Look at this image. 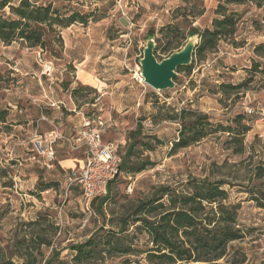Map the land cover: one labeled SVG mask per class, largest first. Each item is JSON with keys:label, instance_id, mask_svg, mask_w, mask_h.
I'll return each mask as SVG.
<instances>
[{"label": "rangeland", "instance_id": "374dc122", "mask_svg": "<svg viewBox=\"0 0 264 264\" xmlns=\"http://www.w3.org/2000/svg\"><path fill=\"white\" fill-rule=\"evenodd\" d=\"M192 2L100 0L96 4V15L100 17L97 22L62 30L63 50L67 51L65 54L60 52V59H50L49 54L38 49L30 50L19 43L9 46L0 43V118L7 117V111L3 109L5 99L15 107L12 110L5 107L13 112L9 118L13 127L19 121L15 111L26 110L35 116L37 107L44 116H50L53 104L60 107L51 98H40L48 91L55 95V84L63 90L69 89V92L76 89L83 60H86V69L95 70L96 78L104 76L106 87L101 92L94 89L78 92L75 100L78 108L88 104L83 106L82 114L95 113L90 104H94L99 95L107 93L116 83H122L116 89L118 91L129 89L131 99L119 102L108 95L101 98V105L108 110L112 120L118 116L111 111L115 103L132 108L118 130L109 127L107 118L100 119L106 143L123 141L120 155L122 161L127 162V167L121 168L119 175L108 185L109 198L104 203L102 200L88 203L78 187H68V174L71 169L78 168L77 163H71L70 169L65 167V173L59 174L56 161L48 169L33 151L35 134H28L25 128H0V218H3L0 221V244L10 242L12 245L15 234L21 235L22 223L33 220L37 213H48L58 227L52 245L59 252L61 261L71 260L72 246L85 243L94 236L96 241L101 242L106 237L101 236L104 232L115 234L120 222L126 219V233L120 236L128 234L132 247L144 250L145 237L131 225L133 208L160 188L183 191L187 182L207 179L210 182H225L228 203L239 205L237 219L244 238L230 245V259L244 257L243 264H264V208H259L251 199L253 196H264V181H251L254 168L264 166V76H254L250 89L237 97L213 94L209 89L216 85L215 82H236L241 76L246 78L247 74L239 69L250 67L252 60L264 63L252 51L256 45H264V6L257 8L247 4L233 8L241 14L235 37L222 41L201 61L196 59L192 62L189 72H179L173 90L156 93L139 81V60L147 35L153 30L155 38L159 39L160 28L171 22L180 25L185 34L187 28L181 23L182 15L191 19L199 11L191 7ZM211 5L207 3V10L192 24L193 27L203 29L209 26L213 17ZM121 18L127 22L126 27L120 23ZM184 42L180 41L181 46ZM232 42L237 44L236 47L231 45ZM157 56L158 59L167 57L161 52ZM235 70L239 73L235 74ZM64 98L61 102L66 103ZM193 107L214 109L215 112L209 114L223 124L236 113L243 112V107L253 109L254 114H245L253 119V123L244 138V152L234 154L237 144L227 135L216 133L171 154L179 127L176 121L164 119L178 114L182 108ZM147 121L151 123V128L143 126ZM57 122L50 120L54 126ZM137 124L141 126L139 135L131 136L137 130ZM75 134L63 135L65 139L55 145V158L64 160L65 157H72L66 139L73 138ZM132 142L138 143H135L133 154L126 161L125 153ZM150 147L152 151L146 149ZM141 166L144 167L142 171L129 172ZM48 183H53L52 188L41 191L43 184ZM261 202L264 203V200ZM51 249H42L45 259ZM144 258L145 255L137 253L124 255L105 251L82 264H146ZM14 262L19 264L16 259Z\"/></svg>", "mask_w": 264, "mask_h": 264}, {"label": "trees", "instance_id": "16d2710c", "mask_svg": "<svg viewBox=\"0 0 264 264\" xmlns=\"http://www.w3.org/2000/svg\"><path fill=\"white\" fill-rule=\"evenodd\" d=\"M99 1L0 0V43L4 46L19 43L26 48L38 49L52 58L60 59L59 55L63 50L62 30L74 25L85 27L91 22H97L100 19L96 15L98 12L96 4ZM208 2L212 3L213 10L209 26L203 29L193 27L192 24L204 15ZM192 3L191 7L199 11L195 16H191V19L182 15L181 23L187 28L185 34L182 33L180 25L173 22L158 31L160 38H155L154 50L157 59L158 52L168 56L184 45L181 46V40L186 42L189 36L196 35L199 42L193 53L192 62L196 59L201 61L207 53L215 51L222 41L235 37L241 14L233 8L247 4L257 8L264 6V0H193ZM149 34L154 35V31ZM231 45L236 47L237 44L232 42ZM252 51L264 60L263 44L254 46ZM252 61L250 67L239 69L247 74L246 78L243 76L236 82L216 83L209 88L210 92L226 97L231 95L237 97L240 93L248 91L254 76L260 74L264 76V63ZM190 68L191 65L180 67L177 69V74L189 72ZM262 79L264 80V77ZM82 90L94 91L78 85L76 89L71 90V97L76 100L78 92ZM86 116L93 118L94 115L91 113ZM164 120L176 121L179 127L177 138L173 140L171 146V154L187 149L216 133H222L237 144L233 153L239 155L245 150L244 138L253 123V119H249L243 112L236 113L226 124H223L220 121L216 122L212 114H205L193 108H182L178 114L166 117ZM136 128L131 136L139 135L140 124H137ZM156 141L160 143L159 140ZM135 143L129 145L125 160L133 154ZM146 149L153 150L151 147ZM126 167L127 162L123 160L120 169ZM143 169L144 167L141 166L129 172H140ZM261 180L264 181V166H257L253 170L251 181ZM52 184H43L41 191L51 189ZM225 185L223 181L210 182L204 179L187 182L183 191L160 188L149 199L140 201L130 215L133 217L130 219L131 225L146 239L144 250L133 248L128 234L120 236L126 233L125 227L128 223L126 219L120 222V228L115 234L104 232L101 236L107 238L105 237L101 242L96 241L97 238L95 239L94 236L85 243L72 246L70 250L73 256L67 262L61 261L59 252L53 248L52 242L58 227L52 222L51 215L37 213L33 220L21 224L23 228L21 235L15 234L12 245L10 242L5 245L0 244V264H15V259L19 264L41 262L82 264L94 255H102L105 251L124 255H134V253L145 255L146 264H243L244 257L239 260L233 257L230 259V245L242 240L244 235L237 219L239 205L228 203ZM81 195L83 196L82 191ZM259 197L253 196L251 199L259 208H264V203L261 202L264 196ZM108 198L109 195L96 198L94 203L100 200L104 203ZM1 219L3 218H0V221ZM112 238H114L113 242ZM51 247V253L45 259L42 249ZM22 250L24 252H21Z\"/></svg>", "mask_w": 264, "mask_h": 264}, {"label": "crops", "instance_id": "0c3cea01", "mask_svg": "<svg viewBox=\"0 0 264 264\" xmlns=\"http://www.w3.org/2000/svg\"><path fill=\"white\" fill-rule=\"evenodd\" d=\"M30 50H32V49H30ZM62 51L65 54L67 50L64 48V50H62ZM49 58L54 59L51 56ZM85 64H86V60H83L82 63L80 64L83 66V69L81 71L82 74L77 78L76 84L75 83H73V84L80 85L82 87H86V88H90V89H94L97 92H101V90L106 87V85L103 84L104 76H101V77L99 76L98 78H96V76L94 75L95 70H92L91 68L86 69ZM241 68H246V67L242 66ZM241 72H243V71H241ZM234 73L235 74L239 73V70L235 71ZM40 74L42 75V73H40ZM241 78H243V76H241ZM215 83H218V82H215ZM121 84L122 83L114 84L113 87L110 88V90L107 93H103V94L99 95L94 104H90V106H92L94 109L93 112H95V113H93V115L95 117H99L100 119L102 117H105V119L107 118L106 122L107 123H108V121L110 122L109 127L110 128L114 127L115 130H118L119 127L121 125H123V123L126 121V118L131 113L132 108H130L129 106H126V107L122 106V105L118 106L115 103L114 105H112L111 111H114L115 113H117L118 116H115L116 120H112L111 116H109V114H108V110L103 108V106L100 103V100L102 97H108V95H109L110 99L111 98L117 99L119 102L129 100V98L131 99V96H130L131 94H130L129 89L127 91L116 90L119 87H121V86H119ZM55 88H56L55 95H53V93H50L47 90L48 92L46 91L47 93H45V95H43V97H41L40 99L46 98L47 100H49V98H51L53 101H56V104L60 105V107L55 106L53 104L54 108L52 110H50L51 111L50 116H47V115L44 116L42 113V110H39V108L37 109V107L35 109V111L37 112L35 114V116H31V114L27 113L26 110H19V111H17V113L15 111L14 114L16 117L19 118V121H18V124L13 122V123H15L14 127L10 124L12 121H9V118L11 117V114L13 113L11 110L14 109L15 107H12L11 104H9L5 99H3V102H4V108L3 109L5 111H7V117H3V119L0 121V128H25V130L28 134H30V135L35 134L34 136H41V137H43L47 134H50L51 132L56 130L60 134V136L62 137V141L65 139L64 136H70L72 133H77V131L79 130V128L82 125L84 118H90V117L86 116L88 113L85 115V114H82V112H81L83 109V106H88V104H84L83 106H81V107L79 106V108H78L75 100L70 95L69 89L63 90L62 88H60L56 84H55ZM47 89H49V88H47ZM140 96H141V94H140ZM63 97L66 98V103L61 102L62 101L61 99H63ZM54 98H56V99H54ZM105 99H108V98H105ZM6 106L11 110L5 108ZM61 108H63V109L61 110ZM193 109H196L199 112H202L205 114L215 112L214 109H210V108L204 109L202 107H193ZM65 111H66V113H65ZM50 120H52L53 122L57 120L58 122H57V124L55 123L56 125L54 126L53 123L50 124ZM176 126H178V125L176 124ZM103 137H104V135H102V141L106 142ZM59 141H61V140L56 141V143L54 144V148H55V145L58 144ZM71 154H72V157H70V156H69V158L65 157L64 160L55 158L56 159L55 160L56 161L55 166H56V170L59 174L65 173V171H66L65 167L70 169L71 163H75V164L77 163L78 168L81 167L82 157H83L82 152L79 150L78 151H71ZM77 169H71L70 173L73 170H77ZM70 173L68 174V176L70 175ZM67 180H68V177H67Z\"/></svg>", "mask_w": 264, "mask_h": 264}, {"label": "built area", "instance_id": "2783aa9c", "mask_svg": "<svg viewBox=\"0 0 264 264\" xmlns=\"http://www.w3.org/2000/svg\"><path fill=\"white\" fill-rule=\"evenodd\" d=\"M139 81H142L140 76ZM242 109L246 115L255 113L250 108ZM143 126L151 128V123L147 121ZM102 134L103 127L99 117L84 118L75 136L66 139L71 151L79 150L83 155L81 167L73 170L68 176V187H79L88 203L105 196L109 183L120 173V149L123 141L106 143L102 141ZM58 140H62V137L56 130L43 137H34L33 151L48 169L52 168L55 161L54 144Z\"/></svg>", "mask_w": 264, "mask_h": 264}, {"label": "water", "instance_id": "95a60500", "mask_svg": "<svg viewBox=\"0 0 264 264\" xmlns=\"http://www.w3.org/2000/svg\"><path fill=\"white\" fill-rule=\"evenodd\" d=\"M120 23L124 27L127 26V22L123 18L120 19ZM198 42L196 35L189 36L178 51L158 60L154 55L155 37L148 34L145 48L142 50V58L139 60L142 82L156 93L173 90L175 88L174 80L178 76L177 69L191 65Z\"/></svg>", "mask_w": 264, "mask_h": 264}]
</instances>
